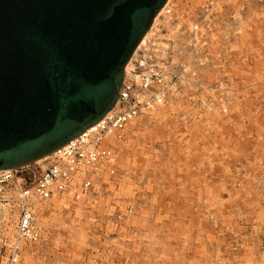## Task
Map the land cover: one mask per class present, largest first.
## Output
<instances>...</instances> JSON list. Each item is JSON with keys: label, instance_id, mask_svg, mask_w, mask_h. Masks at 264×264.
I'll return each instance as SVG.
<instances>
[{"label": "rangeland", "instance_id": "374dc122", "mask_svg": "<svg viewBox=\"0 0 264 264\" xmlns=\"http://www.w3.org/2000/svg\"><path fill=\"white\" fill-rule=\"evenodd\" d=\"M171 7L125 68L157 54L169 100L127 125L94 197L41 206L19 264H264V0Z\"/></svg>", "mask_w": 264, "mask_h": 264}, {"label": "water", "instance_id": "95a60500", "mask_svg": "<svg viewBox=\"0 0 264 264\" xmlns=\"http://www.w3.org/2000/svg\"><path fill=\"white\" fill-rule=\"evenodd\" d=\"M168 0H0V168L51 154L116 105Z\"/></svg>", "mask_w": 264, "mask_h": 264}, {"label": "built area", "instance_id": "2783aa9c", "mask_svg": "<svg viewBox=\"0 0 264 264\" xmlns=\"http://www.w3.org/2000/svg\"><path fill=\"white\" fill-rule=\"evenodd\" d=\"M172 13L168 7L166 14ZM199 31V24L193 25L194 40ZM145 52L132 72H125L117 103L105 117L41 161L0 173V264H19L27 248L41 240L42 205L55 198L85 202L97 194L105 175L116 176V141L124 138L127 125L169 100L173 85L167 66L157 63V54ZM12 217L13 229H9Z\"/></svg>", "mask_w": 264, "mask_h": 264}, {"label": "bare ground", "instance_id": "6f19581e", "mask_svg": "<svg viewBox=\"0 0 264 264\" xmlns=\"http://www.w3.org/2000/svg\"><path fill=\"white\" fill-rule=\"evenodd\" d=\"M168 7H171V0H168V2L166 3V5L160 10V12L158 13V14H161V13H163L164 15H166V16H169V15H167L166 14V10H167V8ZM158 16V15H157ZM172 16V15H171ZM143 40V39H142ZM138 48V47H137ZM128 63H132V61L131 62H128ZM130 66H131V64H130ZM132 67V69H134L133 68V66H131ZM126 71V70H125ZM127 73V72H126ZM45 157V156H44ZM44 157H41V158H39V159H37L38 160V162L39 161H41ZM7 169H9V168H0V173H2V172H4L5 170H7ZM102 180V179H101ZM103 182V181H102ZM55 199H57V201H60V200H66L65 198H60V199H58V198H55Z\"/></svg>", "mask_w": 264, "mask_h": 264}]
</instances>
